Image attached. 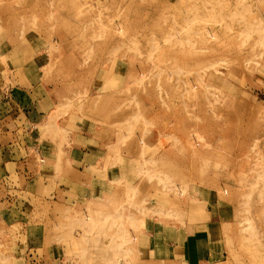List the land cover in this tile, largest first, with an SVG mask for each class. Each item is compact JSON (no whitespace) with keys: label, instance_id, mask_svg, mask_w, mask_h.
I'll use <instances>...</instances> for the list:
<instances>
[{"label":"rangeland","instance_id":"374dc122","mask_svg":"<svg viewBox=\"0 0 264 264\" xmlns=\"http://www.w3.org/2000/svg\"><path fill=\"white\" fill-rule=\"evenodd\" d=\"M198 210L264 264V0H0V264H193Z\"/></svg>","mask_w":264,"mask_h":264},{"label":"crops","instance_id":"0c3cea01","mask_svg":"<svg viewBox=\"0 0 264 264\" xmlns=\"http://www.w3.org/2000/svg\"><path fill=\"white\" fill-rule=\"evenodd\" d=\"M28 81L32 82L30 79ZM36 88L37 85H33L30 87V90L24 94L19 91L21 89L13 91L11 97L15 109L17 108V110H20L21 107L26 108L28 105H48V101L43 103V101L35 97L34 91ZM191 216L193 219L191 218L187 223L181 226L179 225L180 227H178V225L173 226L175 229L172 230L171 237L164 240L165 247H168L166 250H170L171 247H174L175 251L176 248L179 252L182 250L186 259L193 264H200L202 262L210 264L213 259H215L216 262H220L222 258H224V229L228 223L223 219V216H219V214L215 215L214 211L211 212L210 210H203L199 213L192 212ZM203 216L206 217L201 220ZM146 226L148 225L146 224ZM156 232L157 229L142 232L146 234L145 237L147 241H149V245L146 241L145 246L149 248L150 251H148L152 254L158 253Z\"/></svg>","mask_w":264,"mask_h":264},{"label":"bare ground","instance_id":"6f19581e","mask_svg":"<svg viewBox=\"0 0 264 264\" xmlns=\"http://www.w3.org/2000/svg\"><path fill=\"white\" fill-rule=\"evenodd\" d=\"M214 36H215V35H214ZM86 220H87V218H86ZM81 222H82V221H81ZM84 224H85V223H84ZM137 240H138V239L136 238L135 241L137 242ZM112 263H113V262H112ZM120 263H121V262H120ZM120 263L118 262L117 264H120Z\"/></svg>","mask_w":264,"mask_h":264}]
</instances>
